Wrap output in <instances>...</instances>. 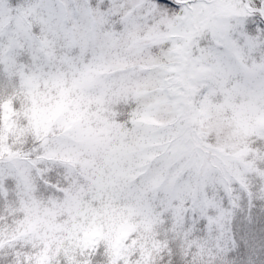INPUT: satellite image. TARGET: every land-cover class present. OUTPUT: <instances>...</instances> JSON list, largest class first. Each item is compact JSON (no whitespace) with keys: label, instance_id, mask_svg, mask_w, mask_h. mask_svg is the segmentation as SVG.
I'll return each mask as SVG.
<instances>
[{"label":"snow or ice","instance_id":"6c2138e0","mask_svg":"<svg viewBox=\"0 0 264 264\" xmlns=\"http://www.w3.org/2000/svg\"><path fill=\"white\" fill-rule=\"evenodd\" d=\"M0 264H264V0H0Z\"/></svg>","mask_w":264,"mask_h":264}]
</instances>
